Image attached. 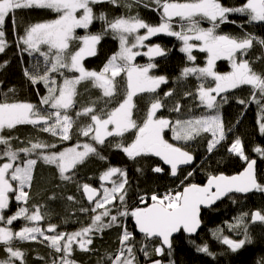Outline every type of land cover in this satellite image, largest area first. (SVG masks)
Instances as JSON below:
<instances>
[{"label": "snow or ice", "instance_id": "6c2138e0", "mask_svg": "<svg viewBox=\"0 0 264 264\" xmlns=\"http://www.w3.org/2000/svg\"><path fill=\"white\" fill-rule=\"evenodd\" d=\"M105 2L116 7L122 6L121 0H0V53H4L7 46L4 27L6 18H12L15 29L16 10H51L57 14L56 19L37 22L25 28L24 34L18 37L17 45H22V51H27L29 55L38 52L44 57L45 68L42 73L38 70L35 73L25 70L24 74L33 85L43 84L46 88L47 95L40 99V105L46 107L41 108L32 103L0 102V133L5 129H14L17 125H32L39 132L48 133L54 138L58 137L60 141H68L77 123L71 114L77 104V86L82 81H89L93 87L101 91V96L104 98L103 106H100L98 97L96 101L89 102L75 112L76 118L85 117L88 121L78 127L79 135L89 137L93 143L77 144L75 147L59 150L55 140L37 139L29 140L30 146L14 149L11 138L0 135V145H4L0 153V161L7 158L5 162L0 163V245H3V250L7 253L6 258L0 260V264H26L24 253L15 242L37 241L38 237L43 238L38 242H48L46 246L59 254V264H75L70 258L75 250L74 245L84 252L93 251L89 246L93 244L94 235L117 225L119 217L129 215L134 218L138 231L143 234L145 241L156 239L160 241V246H154L153 253H149L146 243L138 251L149 259V264H161L160 260L152 259V255H164L165 245L171 249L170 238L173 233L180 232L181 229L186 233L196 232L200 227L201 205L213 204L229 193L247 194L253 191L264 193V183L258 182L257 179L256 161L250 160L245 155L242 142L237 138L231 143L228 151L247 161V167L240 175L212 176L205 187L189 184L183 188V191L175 194L169 193L164 196L153 194L150 197V204L141 197V202L145 203L146 207H138L131 212L125 208L123 211L118 210V214H112V209L108 205H113L117 200L121 205L125 204L128 180L126 172L110 167L100 180L110 181L117 173L119 177L111 180V188H104L102 198L94 199L97 190L89 184L79 186L86 195L88 203L92 205L90 209L84 207L80 211L94 213L88 226L72 233H65L57 232V225L49 224L47 233H53L52 235L46 234L38 225L24 226L20 231H14L10 227L20 218L32 222L44 219L45 213L41 212L43 205L33 206L32 209L20 207L14 214L4 215L5 210L9 208V193H16V201L28 203L29 191L26 189L32 186L34 169L38 162L55 166L59 179L71 182L75 170L87 158L98 156L104 159L94 145H105L108 137L123 138L125 133L132 132L131 143L125 144L121 139L115 147L132 160L145 156L159 157L164 164L170 166V174L177 176L179 165L192 163L194 157L184 148L169 143L163 135L165 129L172 132L174 140L185 143L210 133V138L205 136L204 139L207 151L211 153L226 138L219 109L227 102L228 97L223 96L218 101L217 97H220L221 93L250 86V100L239 99L237 102L239 104L253 102L260 107L262 113L260 131L264 134V68L256 70L253 61L245 59L255 44H259L261 49H264V39H258L251 34L233 37L218 34L216 31L220 24L231 22L228 20L230 13L246 16L249 23L264 22V0H246V3L238 8L224 7L220 0H185L182 3L174 0H154L157 8H162V22L158 26L147 24L138 14L117 17L113 20H108L104 13L99 16L94 15L92 6ZM123 6L131 8L132 4L125 3ZM78 12H81L79 16H77ZM174 17L186 22L182 24L180 32L173 29L171 21ZM94 20L103 22L101 33L83 37L74 35L76 29H88ZM201 20H207L212 26L200 27ZM140 29H146V34H136ZM109 32L113 39L119 41V51L107 60L100 71L87 70L83 66V59L97 54L96 45ZM159 33L175 36L181 40L183 47L180 50L187 54L189 61L195 60L192 50L196 47L190 41L200 42L199 51L207 53L206 66L185 67L178 79L195 76L200 81L197 91L186 92L185 98L192 96L194 101H199V106L214 114L175 121L158 117L157 112L164 107V102L157 94L152 97L142 123H137L133 118V110L136 107L133 98L141 93L155 94L160 85L167 83L165 76L149 74L151 69L157 67L155 63L146 66L133 63L135 58L142 54L133 49L145 47L144 41ZM129 37H132L131 41ZM73 39L81 40L83 46L78 50L69 51ZM41 45H46L47 51L42 50ZM143 54L151 59L153 56H165L166 52L156 45L148 47V51ZM221 59L229 61L230 72L221 74L214 70L216 61ZM256 61L264 64V53L257 56ZM65 71L79 75L70 78L65 75ZM57 76L63 78L62 82H58ZM118 77L124 79L126 83L123 98L115 107L108 108L113 98L119 94ZM170 96H173L171 91L164 94L165 98ZM181 107V103L176 101L170 111L179 113ZM81 147L83 150L78 151ZM255 151L264 157V150L256 148ZM20 153H23V158ZM152 171L161 173L164 169L157 166ZM49 198L55 199L54 196ZM66 199L75 202L73 195H68ZM99 209L103 211L97 212ZM246 219H250L253 223L257 221L264 223V213L261 211L251 214L242 213L236 218V223L232 227L239 229L243 226L244 239L234 241L222 234H214L232 252L251 242ZM119 245L117 252L107 257L108 264H140L134 237L126 228L121 232ZM198 251L212 255L207 246L198 247ZM53 264H56L55 259Z\"/></svg>", "mask_w": 264, "mask_h": 264}, {"label": "trees", "instance_id": "16d2710c", "mask_svg": "<svg viewBox=\"0 0 264 264\" xmlns=\"http://www.w3.org/2000/svg\"><path fill=\"white\" fill-rule=\"evenodd\" d=\"M246 0H220L224 7L238 8L245 4ZM174 2H185V0H174ZM132 4L131 8L124 7L123 4ZM120 7L113 6L110 3H100L93 5L94 15L99 16L104 13L108 20H113L117 17L136 16L152 26H158L162 20V8L158 9L154 0H121ZM233 14L228 16L229 21L234 23H245L244 19L237 17L233 19ZM57 18V14L51 10L38 9H19L15 14V29L13 28L12 18H6V50L0 53V102H15V103H32L41 108L46 106L40 105L42 96L47 95V90L43 84L33 85L25 76V70L30 72H43L45 68L44 57L38 52H33L31 55L27 51H22V45H18V37L24 34L25 28L37 22H48ZM248 20V19H247ZM229 22V23H231ZM173 29L177 32V28L185 24L179 17H175L171 21ZM210 22L207 20L200 21V27L206 28ZM103 31V22L94 20L88 29H77L74 33L76 37H83L89 34H99ZM218 34H228L233 37L251 34L258 39H264V24L251 25L250 27L227 26L218 28ZM140 34H146V29L140 30ZM177 37L169 36L164 33L156 34L150 37L149 43L159 45L165 50L166 55L160 59H156V69L151 72V75L165 76L167 83L160 87L155 94H138L134 97L136 107L133 110V118L137 123H142L147 107L154 95H159L164 102V107L161 108V115L171 121L176 119H186L193 116L211 115L212 111L199 106L198 100L194 101L192 96L185 98L186 92L195 93L200 81L193 76L186 79L180 78L182 69L185 67H204L207 63V54L204 52H193L194 61H189L187 57L179 51ZM81 46V40L73 39L70 42L69 51L78 50ZM41 49L47 51L46 45H41ZM119 51V41L113 39L111 33L104 35L99 44L96 45L97 54L93 57L85 59L83 66L87 70L99 71L107 60ZM264 53L259 44H255L250 50L249 55L245 59L253 61V67L256 70L264 68V64L256 61V57ZM145 63L148 61H141ZM218 73H226L230 69L223 63L217 66ZM55 75V74H53ZM65 75L73 77L76 73L65 71ZM78 76V75H76ZM58 82H62V77H56ZM119 94L113 98L111 104L107 107H115L117 102L122 100L125 80L118 77ZM11 90V91H10ZM78 96L76 97L77 104L72 110L73 118L77 121L71 133V139L68 141H60L58 137H52L48 133L37 131L32 125H17L14 129H5L0 135L11 138V145L14 149H19L25 146H30L29 140L37 139L53 141L58 143L59 150L72 147L77 144L93 143L89 137H83L78 133V127L87 123V118L75 117V112L89 104L91 101H96L99 97V104L103 106L101 91L92 86L89 81H82L77 86ZM173 92V96L164 97L166 92ZM224 96L228 97L227 102L223 103L219 109V114L222 117L226 138L209 153L204 137L210 138L208 133L198 137L194 141L185 143L184 141H176L172 138V132L164 134V138L171 144L180 146L189 151L195 158V165L190 169L180 170L177 176H171L170 172L165 169L158 160L151 156L138 157L135 160L129 159L125 153L115 147L121 139L125 144L131 143L133 139L132 132L125 133L123 138L108 137L105 145H94L104 159L98 156H90L86 161L79 165L75 170L73 181L64 182L59 179L57 170L53 165H45L38 162L34 169V181L29 191V200L27 204L24 202L22 207L32 209L33 206H41V212L45 213L42 219V226L49 224L57 225V232L72 233L88 226L91 222L89 212L80 211L81 208H90L83 199L81 187L83 184H89L92 187H101L100 177L110 167H116L127 174L128 184L125 204L120 202L115 209V214L119 211H132L134 208L145 207L146 204H139L143 197L149 204L150 197L153 194L162 195L170 190L179 192L183 187L189 184L203 185L211 176L219 174L235 175L240 173L247 161L241 159L235 153L228 152L231 143L237 138L241 140L245 155L250 160L256 161V171L258 182L264 183V157L255 151L256 148L264 150V134L260 131L261 111L260 107L253 102L247 104H239V99L250 100V86H242L235 89ZM176 101L182 105L179 113L170 111L174 107ZM220 101V99L218 100ZM230 129V130H229ZM111 141V143H109ZM4 145H0V153H2ZM23 158V153H20ZM6 157L0 163L6 161ZM160 166L164 169V173H155L153 168ZM138 169L140 171H138ZM191 173V175H188ZM117 179V178H115ZM112 184L106 187L110 188ZM68 195L75 197V202H70L66 199ZM54 196L55 199L49 197ZM118 201V200H117ZM133 208H132V204ZM110 207V206H109ZM261 211L264 213V193L252 192L245 195H231L215 207L202 211L201 222L202 227L194 237H186L182 233L175 237L172 241L170 250H164V255H152V259H158L161 264H264V223L254 224L250 219H246L248 234L251 242L246 243L244 247L232 252L227 245L216 238L214 234H222V236L239 241L244 239L243 226L239 229H233L232 225L236 223V218L242 213H253ZM14 209L11 208L10 213H4L5 216L14 214ZM86 213V214H85ZM107 220V218H105ZM120 225V226H117ZM117 225L106 229L103 233H97L93 237V244L89 247L93 249L90 252H84L74 246L71 260L75 264H108L107 257L116 253L119 245V238L123 229H127L132 233L137 250V259L140 264H149V259L144 257L143 253L138 249L146 243L149 253H153L154 246H160L158 240L145 241L144 236L138 235L131 217H119ZM24 226H27L25 219H18L10 226L14 231H20ZM37 241H16V245L23 251L26 264H59V254L47 247L48 242ZM207 246L212 255L198 251V247ZM7 253L3 250V245H0V260L6 258ZM43 258V259H41Z\"/></svg>", "mask_w": 264, "mask_h": 264}, {"label": "rangeland", "instance_id": "374dc122", "mask_svg": "<svg viewBox=\"0 0 264 264\" xmlns=\"http://www.w3.org/2000/svg\"><path fill=\"white\" fill-rule=\"evenodd\" d=\"M81 11H82V10H81ZM80 14H81V12H78V13H77V16H79ZM174 18H175V17H174ZM179 19H180V18H179ZM208 24H211V23H208ZM211 26H212V24H211L210 26H206V28L211 27ZM76 30H77V29H76ZM76 30H75V31H76ZM140 30H142V29H140ZM140 30H138V33H136V34L141 35V34H140ZM180 31H182V27L177 28V32H180ZM142 35H143V34H142ZM176 39H177V43L179 44V51L187 57V54L184 53V52H182V51L180 50V49L183 47V42H182L181 40H179L178 38H176ZM129 40L131 41V40H132V37H129ZM149 41H151V40H146V41H144V45H145V47H140V48H138V49H133L134 51H139V52L142 53L141 55H139V56H137V57L135 58V60L133 61L134 64H136V65H138V66H146V65L149 64V63H155V62H156V58H157L158 56H153V57H151V59H150V57H149L148 55H144V54H143V53H146V52L148 51V47H154V46H156L155 44L149 43ZM190 43L196 45V47H194L193 50H192V54H193V52H200V51H199V45H200V42H199V41H190ZM81 46H83V45H82V41H81ZM81 46H80V47H81ZM206 54H207V53H206ZM90 57H93V56H86V57L83 59V61H84L85 59L90 58ZM160 58H161V57H160ZM139 60H141V61L145 60V61H148V62H145V63L143 64V63H141ZM83 61H82V63H83ZM205 66H206V65H205ZM102 68H103V67H102ZM102 68H101V69H102ZM101 69H100V70H101ZM100 70H99V71H100ZM151 72H152V71L150 70V72H149L150 75H151ZM76 75H79V74L76 73ZM193 77H195V76H193ZM195 79H196V78H195ZM146 94H149V93H146ZM224 95H225V94H224ZM224 95L221 94L220 97H217V100L221 99V97H223ZM133 100H134V98H133ZM198 102H199V101H198ZM149 107H150V105L147 107L146 113H147ZM145 115H146V114H145ZM157 116H158V117H162V115H161V109L157 112ZM165 119H167V118H165ZM168 132H170V130L165 129L163 135H164L165 133H168ZM208 134L211 136L210 133H208ZM173 145H174V144H173ZM75 146H76V145H75ZM75 146H72V147H75ZM82 150H83L82 147H81V148H78V151H82ZM228 152H229V151H228ZM230 153H232V152H230ZM118 177H119V173H117L116 176H113V177L111 178V180H116L115 178H118ZM111 180H110V181H102V180H100V181H101V186H102V187H100V188L104 190V188H106V186L109 185V184H106V183H111ZM13 183L15 184V182H13ZM111 184H112V183H111ZM111 187H112V186H111ZM111 187H110V188H111ZM9 194H10V196H11V195H16V193H9ZM101 198H102V196H101ZM14 199H15V197H14ZM15 203H19V204H16L17 209H19V208H20V205L23 203V201L18 202V201L15 200ZM108 207H109V205H108ZM101 211H103V209H99V210H97V212H101ZM129 212H130V211H129ZM92 214L94 215V213H92ZM129 217H130V215H129ZM22 219H24V218H22ZM26 221H27V220H26ZM33 225H38V226L41 228L42 231H45V232H46V230H47V226L43 227L42 224H41V221H38V222L27 221V226H33ZM46 234H48V235H52L53 233L49 234V233L46 232ZM42 239H43L42 237H38L37 240L41 241ZM77 247H78V246H77Z\"/></svg>", "mask_w": 264, "mask_h": 264}, {"label": "water", "instance_id": "95a60500", "mask_svg": "<svg viewBox=\"0 0 264 264\" xmlns=\"http://www.w3.org/2000/svg\"><path fill=\"white\" fill-rule=\"evenodd\" d=\"M190 154H191V153H190ZM151 157H153L154 159L158 160V161L160 162V164H161L164 168H166V169H168V170L170 171V166L164 164L163 161H162L159 157H156V156H151ZM193 157H194V156H193ZM194 165H195V158L193 159L192 163H190V164H187V165H179V167H178V171H180V170H184V169H190V168L194 167ZM246 167H247V164L245 165L244 169H243L240 173L235 174V175H231V176H237V175H240L241 173L244 172V170L246 169ZM255 170H256V164H255ZM256 173H257V171H256ZM219 175H224V174H219ZM219 175H216V176H219ZM171 176H172V175H171ZM225 176H228V175H225ZM211 177H212V176H211ZM209 178H210V177H209ZM209 178L207 179V181H206L203 185H198V186H200V187H205V186H207ZM96 190H97V189H96ZM181 191H183V189H182ZM212 191H215V189H212ZM253 192H254V191H253ZM250 193H252V192H250ZM82 194H83V193H82ZM247 194H249V193H247ZM231 195H245V194H244V193H229L228 195L223 196V197H221L219 200L215 201V203H213V204H210V205H207V206H206V205H201V206H200V212H199L200 227H199V228L196 230V232H194V233H186V232L183 231V229H181L180 232L173 233L172 236H171V238H170V239H171V243H172V241H173V239H174L175 237H177L178 235H180V233H182V234L185 235L186 237H194V236H196L197 233L200 231V229H201V227H202V222H201V214H202V211L209 210V209L215 207L217 204H219L220 202H222L223 200H225L226 198H228V197L231 196ZM83 196H84L86 202L88 203L86 195L83 194ZM99 197H100V191L97 190V196H96L94 199H99ZM252 223H253V222H252ZM258 223H260V222L257 221V222H255L254 224H258ZM132 224H133V226H134V228H135L137 234L143 236V234H141V233L138 231V228H137V226H136V224H135V220H134V218H132ZM156 240L159 241V239H156ZM150 241H151V240H150ZM159 243H160V241H159ZM164 250L168 251V250H170V249L165 245V246H164Z\"/></svg>", "mask_w": 264, "mask_h": 264}, {"label": "flooded vegetation", "instance_id": "af4514ba", "mask_svg": "<svg viewBox=\"0 0 264 264\" xmlns=\"http://www.w3.org/2000/svg\"><path fill=\"white\" fill-rule=\"evenodd\" d=\"M245 3H246V1H245ZM232 15V14H231ZM233 16V19L235 20V19H237V17H239L240 18V20L241 19H244L241 15H238V14H233L232 15ZM245 18H246V20H245V23H242V24H240V23H234V21H232L231 23H223V24H220L219 25V27L218 28H222L223 26H227V30H230V26H242V27H250L251 25H262V24H264V22H253V23H249L248 22V18L245 16ZM211 24H209V26H210ZM217 28V29H218ZM216 29V30H217ZM225 35H228V34H225ZM230 36V35H229ZM160 56H158L156 59H158ZM160 59V58H159ZM156 62H157V60H156ZM155 62V63H156ZM221 63H223V67H224V64L230 69L228 72H230L231 71V65H230V63H229V61H227V60H223V59H221V60H217L216 61V63H215V68H214V70L216 71V68H218L217 66L220 64V66H221ZM156 69V67L155 68H153V69H151V71L153 72L154 70ZM217 72V71H216ZM227 73V72H226ZM166 84V83H165ZM165 84H162V85H160V87L161 86H163V85H165ZM160 87L157 89V90H159L160 89ZM231 91H233V90H231ZM230 91V92H231ZM229 93V92H228ZM141 94H144V93H141ZM221 94H227V93H221ZM82 165V164H81ZM166 169V168H165ZM168 170V169H167ZM169 171V170H168ZM163 173H164V171H162ZM170 172V171H169ZM179 172V171H178ZM178 175V174H177ZM106 184H111V183H106ZM102 187V186H101ZM184 188V187H183ZM182 188V189H183ZM181 189V190H182ZM180 190V191H181ZM100 192H102L103 190H99ZM179 191V192H180ZM9 197H10V199H9V208L8 209H6L5 210V212L4 213H10V210H11V208L12 209H14L15 210V212L16 211H18V209H17V207H16V204H19V203H15V199H14V197H15V195H11L10 196V194H9ZM100 198H101V196H100ZM99 198V199H100ZM86 204H88L89 206H90V208L92 207V205H90L89 203H86ZM118 204H119V201H116V202H114V204L113 205H109L110 206V208L112 209V214H115V209H116V207L118 206ZM139 204H145V203H142L141 201H139ZM133 205H134V203L132 204V208H133ZM135 206V205H134ZM20 207H22V205H20ZM146 207V206H145ZM89 208V209H90ZM139 208H143V207H139ZM135 209V208H134ZM133 209V210H134ZM15 212H13V213H15ZM86 214V213H85ZM131 217V216H130ZM131 219H132V217H131ZM41 223H42V220H41ZM80 230V229H79ZM78 231V230H77ZM46 232H47V230H46ZM49 234H51V233H49ZM74 246H76L77 247V245H74ZM78 248V247H77ZM79 249V248H78ZM73 254V253H72ZM71 254V255H72Z\"/></svg>", "mask_w": 264, "mask_h": 264}, {"label": "bare ground", "instance_id": "6f19581e", "mask_svg": "<svg viewBox=\"0 0 264 264\" xmlns=\"http://www.w3.org/2000/svg\"><path fill=\"white\" fill-rule=\"evenodd\" d=\"M92 187V186H91ZM94 189H97V190H103V189H101V188H99V187H93ZM106 188H108V187H106ZM101 193V196L103 195V191L102 192H100ZM81 194H82V188H81ZM82 196H83V194H82ZM83 199H84V201L86 202V200H85V198H84V196H83ZM87 203V202H86Z\"/></svg>", "mask_w": 264, "mask_h": 264}, {"label": "clouds", "instance_id": "9594fccd", "mask_svg": "<svg viewBox=\"0 0 264 264\" xmlns=\"http://www.w3.org/2000/svg\"><path fill=\"white\" fill-rule=\"evenodd\" d=\"M170 191H172V192H174V193H176L174 190H170ZM169 192V191H168ZM167 192V193H168ZM167 193H165V194H162L161 196H164V195H166ZM100 196H101V193H100ZM100 198V197H99Z\"/></svg>", "mask_w": 264, "mask_h": 264}, {"label": "built area", "instance_id": "2783aa9c", "mask_svg": "<svg viewBox=\"0 0 264 264\" xmlns=\"http://www.w3.org/2000/svg\"><path fill=\"white\" fill-rule=\"evenodd\" d=\"M169 193H171V194H175L174 192H172V191H169L167 194H169Z\"/></svg>", "mask_w": 264, "mask_h": 264}]
</instances>
